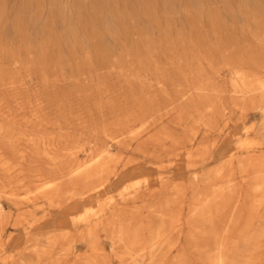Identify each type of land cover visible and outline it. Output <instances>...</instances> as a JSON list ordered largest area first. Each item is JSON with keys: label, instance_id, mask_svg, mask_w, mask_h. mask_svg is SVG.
I'll use <instances>...</instances> for the list:
<instances>
[{"label": "rangeland", "instance_id": "rangeland-1", "mask_svg": "<svg viewBox=\"0 0 264 264\" xmlns=\"http://www.w3.org/2000/svg\"><path fill=\"white\" fill-rule=\"evenodd\" d=\"M263 80L264 0H0V264H81L88 233L101 264H264ZM117 209L134 251L99 224Z\"/></svg>", "mask_w": 264, "mask_h": 264}, {"label": "bare ground", "instance_id": "bare-ground-1", "mask_svg": "<svg viewBox=\"0 0 264 264\" xmlns=\"http://www.w3.org/2000/svg\"><path fill=\"white\" fill-rule=\"evenodd\" d=\"M230 60V59H229ZM230 64V63H229ZM229 64H227V65H229ZM226 65V66H227ZM258 66V65H257ZM261 66V65H260ZM211 68V67H210ZM231 68V67H230ZM260 68V67H259ZM226 69V68H225ZM242 73V72H241ZM218 74V73H217ZM216 74V75H217ZM235 76V75H234ZM205 77V76H204ZM254 77V76H253ZM250 78V77H249ZM205 80V79H204ZM255 80H256V78H255ZM257 81V80H256ZM258 81H260V80H258ZM264 81V80H263ZM255 82V81H254ZM264 83V82H263ZM254 84H257V85H259V86H261V84L260 83H254ZM200 86V85H199ZM236 87V86H235ZM242 87H244L245 89H248L250 86L245 82V81H242V86H241V88ZM262 87V86H261ZM200 88V87H199ZM201 88H205L204 86L203 87H201ZM239 88H240V86H239ZM253 88H254V86H253ZM253 88L251 89V91H253ZM256 88V87H255ZM260 88V87H259ZM263 88V87H262ZM261 88V89H262ZM195 90V89H194ZM194 90H193V92H194ZM202 90V89H201ZM238 91H240L239 89H237ZM244 90V89H243ZM242 90V92H244ZM256 91H257V89H255ZM260 90V89H259ZM258 90V91H259ZM188 92H189V90H187ZM196 91V90H195ZM210 91H211V89H210ZM261 91V90H260ZM246 92H248V91H246ZM249 92H250V90H249ZM255 92V91H254ZM190 94H191V92H189ZM199 93V92H198ZM225 93V92H224ZM192 96V95H191ZM195 96H197V95H195ZM197 98H199V100H200V97H198L197 96ZM185 102V101H184ZM200 102H201V100H200ZM205 102V101H204ZM236 106V105H235ZM219 110V109H218ZM212 111V110H211ZM214 112V111H213ZM229 116V115H228ZM227 116V117H228ZM209 119V118H208ZM220 119V118H219ZM222 126V125H221ZM135 135V134H134ZM163 139L160 137V135L159 134H154L152 137H150V139H149V141H152L154 144H156V145H160V143H161V141H162ZM173 142V141H172ZM178 142V141H177ZM176 142V143H177ZM137 143V142H136ZM179 143V142H178ZM182 143V142H181ZM190 142H188L187 141V143L185 144V147H186V157H187V159L189 160V161H192L194 158H196V157H194L195 156V154L193 153L194 152V150L192 151V149L191 148H189V146H188V144H189ZM176 145V144H175ZM179 145V144H178ZM255 145H257V143H255V141H253V140H250V141H243V142H240L239 143V147L240 148H244V149H247V148H249V147H257L258 145H259V143H258V145L257 146H255ZM201 145H199V147H200ZM203 146V145H202ZM144 149V143H141L140 145H139V147H138V150L139 151H142ZM147 149V148H146ZM47 150V149H46ZM148 150V149H147ZM175 150V149H174ZM242 150V149H241ZM104 152V151H103ZM77 153V152H76ZM105 156L107 157V156H109L108 155V152H106V154H105ZM95 158V157H94ZM98 159L95 161V160H93V162H94V164H96V165H98V169H102L103 168V166H104V164L102 163V159H103V157H97ZM258 158V157H257ZM257 158L256 157H249V158H247L246 160H245V163H244V165H243V169H241L242 171H245L247 168H251L252 169V167H255V168H258V166H259V164H257L258 162H255V161H257ZM263 161V160H262ZM77 163V162H76ZM94 164H88V165H81V166H78L75 170H73V171H71L70 173H69V176L71 177V176H78V177H82V179L84 178V181L86 180L85 178L86 177H88L89 176V174L91 175V172H92V169H91V167H92V165H94ZM239 164V163H238ZM256 164L258 165L257 167H256ZM261 165V164H260ZM255 168H253V169H255ZM21 169V168H20ZM252 169V170H253ZM14 170V169H13ZM250 170V169H249ZM264 172V171H263ZM263 174V173H262ZM91 177H92V175H91ZM215 177V176H214ZM9 178V177H8ZM69 178V177H68ZM90 178V177H89ZM255 178V177H254ZM156 180V179H155ZM253 183L254 184H251L252 186H251V189H249L250 190V192L251 193H253L254 194V196L255 197H257L258 198V200H257V204H262L263 202H264V176L262 175V176H259V177H256L255 179H254V181H253ZM138 186H139V182H135L133 185H130V186H128V187H126L125 189H124V191H129V190H134V189H137L138 188ZM59 187H60V182H58V180H52V181H48V182H44L43 184H41L39 187H38V191L44 196V198L49 202V203H51L54 199V197H55V195L57 194V192L59 191ZM104 186L103 185H100V186H98V187H95V188H92V189H90V190H88L85 194H84V197H89L91 194H93L94 192H96V191H99V190H101L102 188H103ZM221 190V189H220ZM218 194V193H217ZM127 195V194H126ZM59 196V195H58ZM151 196H152V194H151ZM32 198V197H31ZM136 198H143L142 196H140V194L138 193V192H136ZM211 198V197H210ZM256 198V199H257ZM33 199V198H32ZM212 199V198H211ZM86 200V199H85ZM135 200V199H134ZM180 200V199H179ZM14 201V200H13ZM44 201V200H43ZM196 201V200H195ZM214 201V200H213ZM200 203V202H199ZM167 204H169V202H167ZM166 203H165V206H163L164 207V211H163V208L160 210V213L159 214H161V211H163L164 213L161 215L163 218H161V217H158V218H161L162 220H160V223L158 224V225H156L155 227L153 226V228L151 227V228H149V239H150V241L147 239L146 241L147 242H150V243H152V246L157 242V241H159L160 242V238H161V236H162V233L170 226H166L165 224H169V222H165L163 219H165L164 217H171L168 213H166L165 212V208H167L168 207V205H167ZM176 204V203H175ZM178 204L180 205L181 204V202H178ZM111 206V201L110 200H107V201H105V202H103V203H101L100 205H98L95 209H93V210H91V211H89V210H87L84 214H82L81 216H80V218H79V221L80 222H83V223H87L90 219H101V217L104 215V212H105V210L107 209L108 210V208ZM177 206V205H176ZM201 208V207H200ZM170 209V208H169ZM202 210V209H201ZM166 211H167V209H166ZM258 211V210H257ZM127 211H125L124 209H117V210H114L113 212H111V214L109 215V216H107V217H105V218H103L102 220H101V222L99 223L100 224V226H101V228H103L105 231H106V233L108 234V236H109V238L108 239H110L111 240V242H112V245H116L117 243H119V244H121V248H122V246L124 247V248H126V249H128V251H130L131 249H132V251H134L133 249L138 245V244H140V236H139V234H141L140 232H142V231H140L139 232V230L137 231V229H132L130 226H129V228L128 229H126L125 228V224H124V222L125 221H123V220H121V218L125 215V213H126ZM131 212V211H130ZM129 212V213H130ZM167 212H169V211H167ZM172 212V214H173V211H171ZM128 213V212H127ZM132 213V212H131ZM170 213V212H169ZM203 213V212H202ZM209 213V212H208ZM174 214H176V213H174ZM130 214H127V216H129ZM132 215H133V218H135L134 217V214L132 213ZM132 215L131 216H129V217H132ZM177 215V214H176ZM196 215V214H195ZM150 216V215H149ZM174 216V215H173ZM151 217V216H150ZM177 217V216H176ZM126 218V217H125ZM132 218V219H133ZM175 218V217H174ZM170 219V218H169ZM172 219V218H171ZM201 219H202V217H201ZM127 220H128V217H127ZM166 220V219H165ZM174 220V219H173ZM177 220H178V218H177ZM198 221H199V219H197ZM172 221V220H171ZM128 222V221H127ZM174 222V221H173ZM150 223V222H149ZM175 223H176V221H175ZM174 223V224H175ZM210 223H212L211 221H210ZM209 223V224H210ZM151 224V223H150ZM171 225H172V223H170ZM83 225V224H82ZM127 226H128V224H126ZM198 225V224H197ZM126 226V227H127ZM149 226V225H148ZM134 227V226H133ZM138 227V226H137ZM171 227V226H170ZM174 227V226H173ZM192 227L194 228V230H197L198 228L196 227V226H194V225H192ZM135 228V227H134ZM193 230V231H194ZM102 231V230H101ZM139 232V233H138ZM165 233H167L166 231H165ZM194 233H195V231H194ZM199 233H201V232H199ZM99 234V233H98ZM165 235V234H164ZM140 237V238H139ZM61 238L62 239H64V240H66L67 238H68V236H67V234H62L61 235ZM148 238V237H147ZM162 239V238H161ZM141 241H144V240H142V238H141ZM188 241H190L191 242V238H189V236H188ZM142 243V242H141ZM145 243V242H144ZM111 245V246H112ZM140 245H142V244H140ZM146 245V244H145ZM99 246H98V244H97V242H96V239L94 238V236H93V234H91V233H88V236H87V248H88V254H86L83 258H82V260H80L81 261V264H101L100 262H99V260H98V258H100L99 257V252H100V250H99V248H98ZM118 247H119V245H118ZM134 247V248H133ZM142 247V246H141ZM138 248V247H137ZM122 250H124V249H122ZM125 251V250H124ZM132 251H131V253H132ZM101 253V252H100ZM128 253V252H127ZM130 253V252H129ZM127 254L128 256L130 255H132V254ZM123 254H124V252H123ZM124 255H126V254H124ZM134 255V254H133ZM129 256V257H130ZM153 257V256H152ZM78 261V260H77ZM140 261V260H139ZM138 262V261H137ZM142 264V263H141Z\"/></svg>", "mask_w": 264, "mask_h": 264}]
</instances>
